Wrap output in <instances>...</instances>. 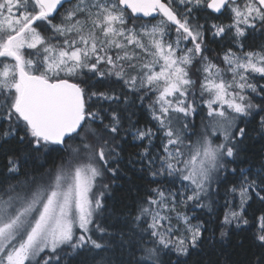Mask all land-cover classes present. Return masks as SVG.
<instances>
[{"label":"snow or ice","instance_id":"obj_1","mask_svg":"<svg viewBox=\"0 0 264 264\" xmlns=\"http://www.w3.org/2000/svg\"><path fill=\"white\" fill-rule=\"evenodd\" d=\"M225 12L232 24L210 23ZM206 33L240 54L228 47L221 68ZM255 75L264 79V0H0V264H188L217 234L178 209L205 207L230 176L241 205L217 225L218 242L247 230L248 264H264V211L249 218L245 207L264 206V151L240 167L253 134L264 141ZM129 136L143 189L117 206Z\"/></svg>","mask_w":264,"mask_h":264},{"label":"trees","instance_id":"obj_2","mask_svg":"<svg viewBox=\"0 0 264 264\" xmlns=\"http://www.w3.org/2000/svg\"><path fill=\"white\" fill-rule=\"evenodd\" d=\"M226 13L227 12H225L224 15L219 16L217 19L211 20L210 23L214 22L223 25L230 23V19H228ZM153 21L154 19H139L135 21V25L138 26L145 22L152 24L151 22ZM201 23H203V21H201ZM205 36L207 47L209 48V51L206 53V55H208L214 63L223 66V54L228 47L232 48V45H229V41H222L218 37L213 38L211 33H206ZM260 42V35L259 32H257L255 43L258 45ZM252 43L253 42L251 40L248 41L249 45H251ZM245 50H252V48L249 47ZM84 79L87 78L85 77ZM112 79L115 78L113 77ZM193 79H198V76L194 75ZM258 81L260 85H264V79H259L258 77ZM97 87L103 90V85H97ZM151 100V95L146 97L143 101L142 107L140 106L139 101L137 102L140 126H143L149 120L148 109ZM133 119H136V117H133ZM195 123L197 128L201 126L199 117L195 119ZM138 144V141L132 140L131 136H129L127 142L124 145V164L122 165V167H124V169L126 170L127 175H121L112 186V196L108 201L110 204H116L117 206H119L122 200H124L125 202H130L131 200L135 199L137 189H143V183L138 179L140 174L127 164V160L129 158L135 159V154L140 150L137 146ZM249 144V163L240 165V167L243 168H247L249 164L258 165L259 161L258 159L253 158V154H260L262 151H264V141H260L259 138L254 134L253 140L250 141ZM0 160H2V157H0ZM136 168H139V164L136 165ZM129 177H132V179H129ZM233 183H235L236 187L240 184L238 180L233 181V178L231 176L227 181H223L219 184L215 183L214 191L211 195V201H209L208 199H204L203 203L205 204V207L203 208H182V210L188 215L196 217L200 221L205 222L208 228L216 231L217 234V241L215 242V246L211 247L209 245H205L203 250H192L191 255L187 258L188 264H209L210 261L214 262L220 259L221 253L228 256L231 264H248L253 250L251 233L249 231L234 229L231 232V235L227 239L226 243L221 244L218 242L219 232L217 225L220 221L223 220V217L226 213L236 208V204L239 201L238 198H236L237 192H233L230 190L233 186ZM245 207L247 208L246 215H248L249 218H251L254 214L258 215L261 211H264V206H262L256 200L249 201L248 205H246ZM192 222L196 223L197 220L193 219ZM208 234L209 233H205V235ZM240 241H243V246H241V244L239 243Z\"/></svg>","mask_w":264,"mask_h":264},{"label":"rangeland","instance_id":"obj_3","mask_svg":"<svg viewBox=\"0 0 264 264\" xmlns=\"http://www.w3.org/2000/svg\"><path fill=\"white\" fill-rule=\"evenodd\" d=\"M241 2H242V0H241ZM226 16L228 17V19H230V23H228V24H224V25H229V24H232L233 23V20L231 19V13H229V12H227L226 13ZM159 19H160V17H158V18H156V19H154V21L153 22H151L152 24H149V23H147V22H145V23H143V24H141V25H147L149 28H151L152 27V25L153 24H155V23H157L158 21H159ZM141 25H135L138 29H139V27L141 26ZM129 26L131 27L132 26V23L130 22L129 23ZM173 39L175 38L174 37V34H173V37H172ZM229 44V43H228ZM229 45H232V50L234 51V52H236L237 54H240V48H239V46L238 45H236V44H229ZM182 47H183V45H182ZM187 47H192V45L191 44H187ZM228 49V48H227ZM227 49H226V51H227ZM221 61V60H220ZM222 64H223V66H220L221 68H225L226 66L224 65V63H223V61H222ZM230 76H231V74L229 73L228 74V78H230ZM258 77H259V75H255V79L253 80V83H255V82H257L258 81ZM259 79H260V77H259ZM98 187H99V185H98ZM214 187H215V183H213V185H212V189H211V191H210V194H209V196L206 198V200L208 199L209 201H211V195H212V193H213V191H214ZM239 187H240V184L236 187L237 188V190H236V192H237V195H236V198H238V202H237V204H236V208L235 209H233V210H236V211H238L239 210V208H240V205H241V195H240V191H239ZM179 211H181V212H184L183 210H182V208H180V209H178ZM233 210H231V211H233ZM230 211V212H231ZM229 213V212H228ZM173 215H175L174 213H173ZM193 223V222H192ZM173 224L175 225V220L173 221ZM195 224V223H194ZM182 230V229H181Z\"/></svg>","mask_w":264,"mask_h":264},{"label":"water","instance_id":"obj_4","mask_svg":"<svg viewBox=\"0 0 264 264\" xmlns=\"http://www.w3.org/2000/svg\"><path fill=\"white\" fill-rule=\"evenodd\" d=\"M156 18H158V16H156ZM141 19L147 20V19H152L150 17H142Z\"/></svg>","mask_w":264,"mask_h":264},{"label":"bare ground","instance_id":"obj_5","mask_svg":"<svg viewBox=\"0 0 264 264\" xmlns=\"http://www.w3.org/2000/svg\"><path fill=\"white\" fill-rule=\"evenodd\" d=\"M229 200H230V198H229Z\"/></svg>","mask_w":264,"mask_h":264}]
</instances>
